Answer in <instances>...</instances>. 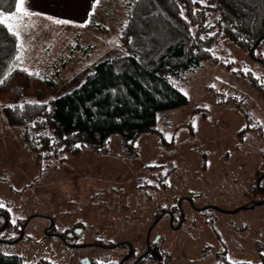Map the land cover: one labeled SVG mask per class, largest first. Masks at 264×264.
<instances>
[{
  "label": "rangeland",
  "instance_id": "1",
  "mask_svg": "<svg viewBox=\"0 0 264 264\" xmlns=\"http://www.w3.org/2000/svg\"><path fill=\"white\" fill-rule=\"evenodd\" d=\"M128 3L99 0L96 29L78 19H25L22 68L53 78L54 98L71 93L97 63L124 52ZM215 53L222 62L204 61L175 80L188 105L161 113L157 132L128 150L119 134L100 153L44 146L45 131L27 140L0 101V212L10 222L0 253L22 256L23 264H133L151 246L147 264L262 260L264 204L241 207L264 199L256 177L264 161V92L249 77L264 88V42L254 57L225 42ZM252 124L260 128L246 127ZM178 208L182 219L177 213L157 222L163 209ZM62 236L75 247L67 249Z\"/></svg>",
  "mask_w": 264,
  "mask_h": 264
},
{
  "label": "trees",
  "instance_id": "2",
  "mask_svg": "<svg viewBox=\"0 0 264 264\" xmlns=\"http://www.w3.org/2000/svg\"><path fill=\"white\" fill-rule=\"evenodd\" d=\"M128 4L121 36L124 52L97 63L81 86L56 98L59 87L53 78L29 75L21 64L9 72L18 41L0 27V79L7 77L0 84V101L7 102L4 111L24 129L25 139L45 131L39 135L44 146L55 142L56 150L79 154L90 147L100 153L107 150L111 136L119 134L125 150L132 149L139 137L157 132L161 113L188 105L175 80L204 61L222 62L215 53L219 43L235 44L250 54L258 41L256 49L264 42V0H129ZM0 10L14 11L15 0H0ZM90 19L87 25L96 29L94 13ZM249 77L264 92L258 80ZM263 167L264 161L257 180ZM255 203L254 199L247 205ZM222 258L218 264H248ZM0 264H23V257L0 253Z\"/></svg>",
  "mask_w": 264,
  "mask_h": 264
},
{
  "label": "crops",
  "instance_id": "3",
  "mask_svg": "<svg viewBox=\"0 0 264 264\" xmlns=\"http://www.w3.org/2000/svg\"><path fill=\"white\" fill-rule=\"evenodd\" d=\"M95 5V0H26V8L38 14L31 16L34 19H78L81 23L92 17ZM260 263L264 264L263 259Z\"/></svg>",
  "mask_w": 264,
  "mask_h": 264
},
{
  "label": "snow or ice",
  "instance_id": "4",
  "mask_svg": "<svg viewBox=\"0 0 264 264\" xmlns=\"http://www.w3.org/2000/svg\"><path fill=\"white\" fill-rule=\"evenodd\" d=\"M194 3L198 2V0H193ZM95 3H99V0H95ZM33 15H38L35 13H31L27 8H26V0H15V10L12 12H4L3 10H0V27H3L7 30L9 34H11L17 41V49L18 52L14 56V59L12 61V67L9 69V72L15 70L16 67L19 66V64L23 63V52L25 51V46L24 42L21 39L22 37V32L25 30V25L23 21L26 18H30ZM181 15H183V11L181 10ZM49 19H51L49 17ZM56 24H67L69 21L66 20H60L56 19L54 21ZM82 27L85 25H81ZM25 72H28L27 69H22ZM29 75H38V73H28ZM4 79H7L5 77ZM4 79H0V84L4 83ZM9 107H12L11 105ZM21 107H23L21 105ZM195 127V124L193 125ZM252 126L255 127L256 125H246V127ZM169 139H171L169 137ZM77 148L80 147V145H76ZM167 183V181H165ZM0 208H4V205L0 203ZM8 211H11V209H8ZM248 264H251V262H248Z\"/></svg>",
  "mask_w": 264,
  "mask_h": 264
},
{
  "label": "flooded vegetation",
  "instance_id": "5",
  "mask_svg": "<svg viewBox=\"0 0 264 264\" xmlns=\"http://www.w3.org/2000/svg\"><path fill=\"white\" fill-rule=\"evenodd\" d=\"M262 193L264 194V192L262 191ZM178 213V215H179V217H180V219H182V217H183V212H182V210L180 209V208H178L176 211H174V210H170V209H163L161 212H159L157 215H156V220H158L157 222H159V221H161V219H163L165 216H169V218L170 219H173L174 218V220H175V218H176V214ZM6 216H7V214L6 213H4V212H0V224H1V226H0V230L2 229V227L4 226V224H5V221H6ZM8 217V216H7ZM169 222H171V221H169ZM9 226H10V222H9V224H8V226H7V228H9ZM6 228V229H7ZM77 228V226L76 227H74V230ZM6 229L4 230V231H6ZM3 231V232H4ZM3 232H1V233H3ZM5 239H3L2 238V236H1V234H0V241H4ZM70 243V242H69ZM92 244H95V245H102V244H100L99 242H95V243H92ZM127 246H129L128 245V243L126 244ZM71 246H74V245H72L71 243H70V247ZM75 247V246H74ZM130 247V246H129ZM71 248H73V247H71ZM146 252V251H145ZM145 252H143V253H141L136 259H134V261H133V264L134 263H138V264H140V262H141V260H142V258L140 259V257L145 253ZM134 254V253H133ZM150 254V253H149ZM148 254V255H149ZM148 255L146 256V258L148 257ZM131 258V257H130ZM127 261L128 260H125V262H124V264H129V263H127ZM146 261V260H145ZM145 263V262H144ZM143 263V264H144Z\"/></svg>",
  "mask_w": 264,
  "mask_h": 264
},
{
  "label": "water",
  "instance_id": "6",
  "mask_svg": "<svg viewBox=\"0 0 264 264\" xmlns=\"http://www.w3.org/2000/svg\"><path fill=\"white\" fill-rule=\"evenodd\" d=\"M258 44H259V41L255 44V46H254V47L251 49V51H250V55H251L252 57H254L253 52H254V50L256 49V47L258 46ZM263 179H264V174H262V175L258 178L257 184H258V186L260 187V189L264 192V187L261 186V182H262ZM256 204H264V199L261 200L260 202H257V203H255V204H252V205H250V206L252 207V206H255ZM250 206H249V207H250ZM247 207H248V205H245V206L241 207V209H243V208H247ZM220 210H221V209H220ZM183 217H184V214H183ZM183 217H182V218H183ZM8 224H9V220H8V217L6 216V221H5V224H4V226L2 227V229L0 230V234H1V232H3V231L7 228ZM23 233H24V230H22V235H21L20 239H22V237H23ZM76 233H81V229H76ZM62 237H63V236H62ZM63 239H65V238L63 237ZM123 244H125V243H123ZM123 244H121V245H123ZM148 244H149V246H150L149 235H148ZM71 247H73V246H71ZM150 250H151V246H150L149 250L147 251V253L143 254V255L140 257V259L143 258V257H146V256L149 254ZM133 252H134V248H133V246L130 244V253H129V255H128V258L131 257V256L133 255ZM124 262H125V260H124L121 264H124ZM81 263H82V264H91V261H90L89 258H83V259H81ZM134 264H138V263H134Z\"/></svg>",
  "mask_w": 264,
  "mask_h": 264
},
{
  "label": "built area",
  "instance_id": "7",
  "mask_svg": "<svg viewBox=\"0 0 264 264\" xmlns=\"http://www.w3.org/2000/svg\"><path fill=\"white\" fill-rule=\"evenodd\" d=\"M251 116H254L253 114ZM67 249H71L69 245L66 246ZM144 264H147L146 262Z\"/></svg>",
  "mask_w": 264,
  "mask_h": 264
}]
</instances>
